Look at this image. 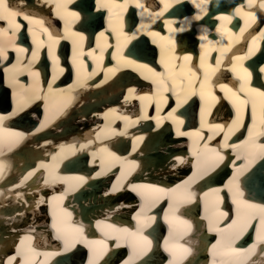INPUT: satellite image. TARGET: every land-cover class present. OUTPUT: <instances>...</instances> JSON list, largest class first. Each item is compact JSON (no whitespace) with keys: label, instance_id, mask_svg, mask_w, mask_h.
<instances>
[{"label":"bare ground","instance_id":"1","mask_svg":"<svg viewBox=\"0 0 264 264\" xmlns=\"http://www.w3.org/2000/svg\"><path fill=\"white\" fill-rule=\"evenodd\" d=\"M37 1L0 19V264H264V0Z\"/></svg>","mask_w":264,"mask_h":264},{"label":"snow or ice","instance_id":"2","mask_svg":"<svg viewBox=\"0 0 264 264\" xmlns=\"http://www.w3.org/2000/svg\"><path fill=\"white\" fill-rule=\"evenodd\" d=\"M203 2V0H202ZM139 6V5H137ZM262 7H264V4L261 5ZM5 14H7V16L10 18L11 16L15 15V11L12 10L10 8V0H0V19H4L5 18ZM73 15H75V13H73ZM19 25H17L18 27ZM262 71H264V69H261ZM261 147H264V145H261ZM3 169L0 168V172H2ZM238 195H242V193L238 192ZM190 198V197H188ZM234 202H236L234 200ZM245 207H253L250 205H245ZM261 212H264V208L261 209ZM235 223V222H233ZM229 227H231V225H229ZM260 240H264V236H260L259 237ZM226 240V247L225 250L223 252V255L230 257V259L222 261L221 264H247V257H240V252L237 249H234L231 247V243H230V237L226 236L225 237ZM253 248H255V245L252 246ZM21 264H23V261L21 262Z\"/></svg>","mask_w":264,"mask_h":264},{"label":"water","instance_id":"3","mask_svg":"<svg viewBox=\"0 0 264 264\" xmlns=\"http://www.w3.org/2000/svg\"><path fill=\"white\" fill-rule=\"evenodd\" d=\"M84 3H85V2H83V4H84ZM192 10L194 11V9H192ZM95 18H96V17H92V18L90 19V22H91L92 24H93L94 20H96ZM69 46H71V44H70ZM69 46H68V47H69ZM180 112H181L180 115H182V114H183L182 111H180ZM166 135H167V134H166ZM216 177H217V175H215L214 178H213V181H215V183H216V181H217V180H215ZM219 183H220V182H219ZM253 185H254V186L256 185V186L258 187V184H257L256 182H255ZM108 186H109V185H108ZM124 218H126L125 215L123 216V219H124ZM130 222H131V221H130ZM132 226H134V225H132ZM158 226L161 227V225H159V224H158ZM251 235H252V234H249V236H247V237H250ZM72 259H73V258H72ZM80 259H82V258H80ZM80 261H81V260H80Z\"/></svg>","mask_w":264,"mask_h":264},{"label":"rangeland","instance_id":"4","mask_svg":"<svg viewBox=\"0 0 264 264\" xmlns=\"http://www.w3.org/2000/svg\"><path fill=\"white\" fill-rule=\"evenodd\" d=\"M98 119H101V118H99V117H97ZM32 122H33V120L32 119H30ZM102 120V119H101ZM70 121H72V119H68V122H70ZM68 122H62L64 125H63V128L65 129L66 127H67V125H68ZM35 124H37V122H35ZM87 125H89V124H87ZM58 132H60V131H58ZM47 135V134H46ZM45 136V135H44ZM171 140L169 139L168 140V142H170ZM163 147V146H162ZM179 148V147H178ZM91 167L93 166V164L91 163V165H90ZM182 174H185L184 172H182V173H180L179 175H182ZM29 219H31V217L29 218Z\"/></svg>","mask_w":264,"mask_h":264}]
</instances>
